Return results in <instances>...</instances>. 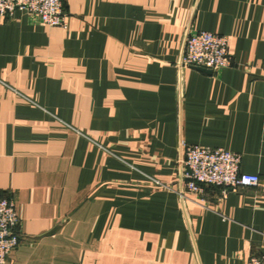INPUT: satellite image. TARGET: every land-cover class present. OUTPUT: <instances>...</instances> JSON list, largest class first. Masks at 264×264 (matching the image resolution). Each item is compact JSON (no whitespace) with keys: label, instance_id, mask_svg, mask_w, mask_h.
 Listing matches in <instances>:
<instances>
[{"label":"crops","instance_id":"obj_1","mask_svg":"<svg viewBox=\"0 0 264 264\" xmlns=\"http://www.w3.org/2000/svg\"><path fill=\"white\" fill-rule=\"evenodd\" d=\"M65 25L0 16L6 264H245L264 254V0H63ZM232 66H180L188 37ZM241 156L257 187L181 196L186 146Z\"/></svg>","mask_w":264,"mask_h":264},{"label":"built area","instance_id":"obj_2","mask_svg":"<svg viewBox=\"0 0 264 264\" xmlns=\"http://www.w3.org/2000/svg\"><path fill=\"white\" fill-rule=\"evenodd\" d=\"M17 11L36 15L49 27L65 25L63 0H0V16ZM181 67L202 68L217 72L232 66L229 37L197 31L186 42ZM241 156L221 148L186 146L180 164L181 196L192 194L203 200L207 187H218L224 194L240 188L257 187L258 175L240 172ZM20 219L12 197H0V264L17 249L22 236ZM245 264H264V254H252Z\"/></svg>","mask_w":264,"mask_h":264},{"label":"water","instance_id":"obj_3","mask_svg":"<svg viewBox=\"0 0 264 264\" xmlns=\"http://www.w3.org/2000/svg\"><path fill=\"white\" fill-rule=\"evenodd\" d=\"M197 69H201L202 71H208L207 69H202V68H197ZM211 72V71H208Z\"/></svg>","mask_w":264,"mask_h":264}]
</instances>
